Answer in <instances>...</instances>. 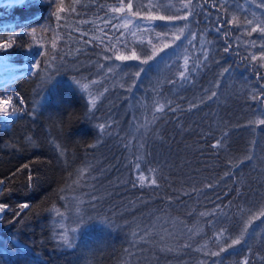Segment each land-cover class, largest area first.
<instances>
[{
  "label": "trees",
  "instance_id": "1",
  "mask_svg": "<svg viewBox=\"0 0 264 264\" xmlns=\"http://www.w3.org/2000/svg\"><path fill=\"white\" fill-rule=\"evenodd\" d=\"M119 2L0 3L1 53L18 67L0 97L20 111L0 115V264H264V217L228 247L264 206V125L252 123L264 102L251 99L264 97V34L246 24L254 14L264 26L261 0H227V11L214 7L222 0H192L193 14L168 27L146 17L186 15L179 0H152L162 7L150 13L148 0H132L139 17L128 0L124 13L108 11ZM232 15L244 26L227 24ZM125 16L127 28H114ZM133 52L139 59L116 58ZM186 57L190 82L169 83ZM73 200L81 223L69 248L53 209Z\"/></svg>",
  "mask_w": 264,
  "mask_h": 264
},
{
  "label": "snow or ice",
  "instance_id": "2",
  "mask_svg": "<svg viewBox=\"0 0 264 264\" xmlns=\"http://www.w3.org/2000/svg\"><path fill=\"white\" fill-rule=\"evenodd\" d=\"M227 0H222V3L220 5H214V7H219L222 11H227V9L224 7V5L226 4ZM0 3H3L4 6L6 7H9V8H14V7H25L29 4V0H0ZM192 5V0H179V11H184L186 12L187 14L186 15H180L179 12L175 15H168V16H164V15H151L149 14L146 19L148 20H160V21H164V27H168V25L172 22H174L175 20H187L188 19V16H191L193 14V8L191 7ZM148 11L149 13L151 12V9L152 8H157L159 9L160 7H162V5H160L159 3H156V4H153L152 3V0H148V3L144 6ZM168 9H172V8H175L176 5H173V4H168L166 6ZM258 7H264V0H261V3L258 5ZM126 8L131 15H134V16H137L139 17L140 15V12L139 10H137L136 12H132V9H133V3H132V0H128V3L126 5ZM108 11L112 12V13H124L125 11V4H124V0H120L119 4L116 6V7H113V8H110ZM121 19L123 20V23L120 24L119 26H116L114 25L113 27L114 28H118V27H124V28H127V25L129 23H131V20H130V17L129 16H125V17H121ZM254 20H255V15L253 14V19H250V20H247L246 21V24L248 26H250L247 30H248V33L249 35L253 32H257L259 31L261 34H264V26H261V23L260 22H257L254 24ZM227 24L229 25H235L236 27H243L244 25L241 24V22L239 21L238 17H236L235 15H232L228 18L227 20ZM225 25L224 24H218L217 27H216V31L219 32L220 29L222 27H224ZM188 27V24H184L182 27H179L178 29V32H179V35H175L174 34V38L175 40H179L181 36L184 35V30ZM131 35H135V32H131ZM185 39L187 40L188 44H193V41L195 40V34L194 33H189V35L187 37H185ZM194 46V45H193ZM253 47L255 46V43L253 42ZM53 47H55V44H53ZM262 48H264V45H261ZM225 51H228L227 48H225ZM202 55L203 57L206 59L207 58V52L205 50H203L202 48ZM109 57H105V59H108ZM117 59H120V60H130V59H139L135 52L132 53L131 56H117L116 57ZM148 59H152L151 56H149ZM252 60H256L257 57L255 55H253L251 57ZM260 60L261 61H264V52L261 53V56H260ZM142 63H148V60H144ZM188 59L187 57L185 58L184 60V66L182 68L181 71H179V74H178V80H170L169 83L171 84H176L178 81H189L191 80V76H190V73H189V68H188ZM198 66V65H197ZM264 66V65H262ZM34 67L36 68H40V65H34ZM108 71H112L111 68L108 69ZM144 71V69H140V72ZM225 71H227V69H225ZM140 72H137V76L140 75ZM77 84H80L81 87L83 88L84 91H89V84L88 83H83L81 84V81L77 80L76 81ZM92 84H95L97 83L96 81H92L91 82ZM106 90V89H105ZM90 95V98H91V106L92 108H95L96 107V100L98 97L96 96H92L91 93H89ZM216 95L215 92H212L211 95L208 97L209 99H211L212 97H214ZM251 99L253 101H256L257 99H260L261 102H264V97H258L257 95H253L251 97ZM167 104L169 105L168 107V110L169 111H174L175 109L171 108L170 106V102H167ZM165 104L161 103V104H158V105H154L153 107V112H163L165 110ZM193 107H195V105H193ZM6 115H9V113H5ZM18 110L13 108L12 112L10 115H18ZM3 123H7L6 121L3 122ZM252 123H255V124H259V125H264V119H260V120H257V121H253ZM144 127H147V124L143 125ZM100 128L101 131H104L105 130V125H99L98 126ZM220 144V141H217V144L216 145H212V147H217L218 145ZM126 147H128V145H125ZM247 159H251V156L247 157ZM135 167L137 169H139V164L137 163L135 165ZM84 169L80 170V176L79 178L74 181V183H79L80 179L83 178V174H84ZM31 179V178H29ZM147 178L144 177L143 175H140L138 177V182L141 184V186L144 185V182ZM3 181H0V184H2ZM150 183L152 185H155L156 184V180L153 178L151 179ZM63 191V189L61 190ZM93 199H95V197H93ZM7 207V205H2L0 204V213H2L5 208ZM22 207H25L27 208L28 205L27 204H24L22 205ZM53 211L56 212V214L58 216H61L62 217V213L59 212V210L57 209H53ZM215 211V210H213ZM249 212L251 213L250 215V218L249 220L245 223L244 227L242 228L241 230V233H240V238L238 239H233L231 241V243L228 245V247H233L234 245H237V244H240L241 243V240L243 239V236L245 233H247L248 231V227L249 225L252 223L253 220L255 219H259L260 217H264V206H261V208L259 209L258 212H251V210H249ZM212 213H208V212H205V213H201L202 216H205V215H211ZM79 223V222H78ZM73 232L76 231V229H73L72 230ZM148 231L145 230L144 231V234L140 237L142 240L146 239V237L148 236ZM133 235H137V233H133ZM217 236L218 237H223L224 236V231H220L219 233H217ZM59 240L62 242L63 245L67 246V247H72L73 244H72V241L69 239V236L67 235L66 232H62L60 233L59 235ZM221 252H224V251H227L226 248H221L220 249ZM211 255L213 256H216V255H219L218 252H213L211 253ZM243 264H248V260L245 259L243 261Z\"/></svg>",
  "mask_w": 264,
  "mask_h": 264
},
{
  "label": "rangeland",
  "instance_id": "3",
  "mask_svg": "<svg viewBox=\"0 0 264 264\" xmlns=\"http://www.w3.org/2000/svg\"><path fill=\"white\" fill-rule=\"evenodd\" d=\"M166 44L167 46L169 45V43H166ZM5 49H7V46L5 45L0 47V79L13 76L14 74H16L17 68H18V67L14 68L13 66H11L10 62L7 59V56L1 53V51ZM13 108L17 109V106L13 103L12 98L10 97L1 98L0 97V115L4 120L9 121L15 116H17V115H10ZM6 112L9 113V115H6L5 114ZM18 113H20L19 110H18ZM73 201L74 202L71 203L72 205L69 206L68 204V208L64 212H60L63 214L62 217L59 216L56 219V222H58V226L60 228V233L66 232L70 240L72 239V237L76 235L78 228L80 226L79 223H81L79 221L78 212L76 211L78 210L79 207L77 208L75 206L76 203L79 206L80 202H78V200L76 201L73 200ZM73 229H76V231L73 232L72 231Z\"/></svg>",
  "mask_w": 264,
  "mask_h": 264
},
{
  "label": "water",
  "instance_id": "4",
  "mask_svg": "<svg viewBox=\"0 0 264 264\" xmlns=\"http://www.w3.org/2000/svg\"><path fill=\"white\" fill-rule=\"evenodd\" d=\"M18 74H15L13 76H10L9 78H2L0 80V88L6 86V85H9V84H12L15 79L17 78Z\"/></svg>",
  "mask_w": 264,
  "mask_h": 264
},
{
  "label": "bare ground",
  "instance_id": "5",
  "mask_svg": "<svg viewBox=\"0 0 264 264\" xmlns=\"http://www.w3.org/2000/svg\"><path fill=\"white\" fill-rule=\"evenodd\" d=\"M14 68H15V67H14ZM17 69H18V68H17ZM16 74H18V73L16 72ZM14 75H15V74H14ZM6 78H9V77H6ZM1 79H2V78H1ZM1 79H0V80H1ZM15 117H16V116H15Z\"/></svg>",
  "mask_w": 264,
  "mask_h": 264
}]
</instances>
